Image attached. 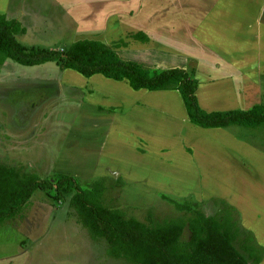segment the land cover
I'll list each match as a JSON object with an SVG mask.
<instances>
[{
    "label": "rangeland",
    "instance_id": "374dc122",
    "mask_svg": "<svg viewBox=\"0 0 264 264\" xmlns=\"http://www.w3.org/2000/svg\"><path fill=\"white\" fill-rule=\"evenodd\" d=\"M177 1L171 6L168 0H137L124 13L108 0H12L9 8L11 18L26 28L17 38L24 46L63 50L80 40H96L122 60L152 71L185 68L206 102L215 97L207 88H218L225 79L233 78L237 85L241 80L242 89L250 83L248 96L259 93L255 79L261 75L245 71L240 60L215 77L208 72L217 64L202 69L199 60L211 64L224 55L257 60L249 50L235 52L238 41L258 38L240 35L242 14L226 10L264 9V0ZM72 8L73 13L64 14ZM173 9L178 17L171 16ZM138 15L142 17L133 25ZM164 28L171 30L162 34ZM260 30L264 34V16ZM139 31L149 42L131 38ZM261 44L264 61V38ZM1 74L8 79L1 81ZM92 80L103 85L97 87L101 91L89 89V79L54 61L34 66L10 61L6 70L0 69V161L54 184L56 175L74 177L85 189L103 180L105 205L143 222L148 211L157 219L189 217L177 203L207 216L230 215L240 230L236 248L249 258L245 249L254 246L264 264V137L258 135L264 134V124L253 128L252 135L238 126L204 129L171 101L173 92L136 91L124 83ZM237 88L241 90L235 85L233 94ZM225 94L216 98L234 96ZM102 101L103 106L98 104ZM117 102L122 104L115 106ZM251 103L258 106V101ZM69 202L70 197L56 200L37 190L19 218L0 224V264H126L108 257L105 243L89 237ZM189 236L185 231L183 239Z\"/></svg>",
    "mask_w": 264,
    "mask_h": 264
},
{
    "label": "trees",
    "instance_id": "16d2710c",
    "mask_svg": "<svg viewBox=\"0 0 264 264\" xmlns=\"http://www.w3.org/2000/svg\"><path fill=\"white\" fill-rule=\"evenodd\" d=\"M26 28L16 19L0 15V66L7 61L34 66L49 61L62 69L73 70L89 78L103 75L115 81H124L133 90H177L184 101L189 120L204 129L240 126L255 128L264 124V105L250 110L206 112L199 104L197 83L180 68L150 70L137 62L124 61L115 51L96 40H80L63 50L24 46L18 41ZM131 37L147 42L144 33ZM40 179L22 166H11L0 161V224L19 218L23 208L37 190L59 200L70 197V209L76 222L96 243L104 242L108 257L126 264H256L262 259L254 246L246 248L249 258L235 246L240 230L232 216H207L201 210L177 203L189 217L157 219L148 211L147 221L126 218L117 208L105 205L103 193L106 184L96 180L90 188H81L74 177L56 175ZM189 238L183 239L184 232Z\"/></svg>",
    "mask_w": 264,
    "mask_h": 264
},
{
    "label": "crops",
    "instance_id": "0c3cea01",
    "mask_svg": "<svg viewBox=\"0 0 264 264\" xmlns=\"http://www.w3.org/2000/svg\"><path fill=\"white\" fill-rule=\"evenodd\" d=\"M11 1L12 0H0V15H5L8 19H15L17 17L12 16V18H11V16H10V8H9V6H11ZM117 1L118 0H108L107 3L109 5L111 3L113 5L118 3L119 6H115V7L116 8L119 7L120 8L119 10L124 13L123 10H125V7H127L128 5H130V3H133V2H135L137 0H131V2H130V0L129 1H124L123 3L121 1H120V3L117 2ZM215 1L217 2V0H215ZM241 1H244V0H241ZM99 2H101V1H99ZM145 2H147V0H145ZM168 2L170 3L171 6H174V5L177 4L178 1L177 0H168ZM169 3H168V5H169ZM121 7H124V9H121ZM110 9L111 8L109 6L107 8V10L109 11ZM215 9H216V7L214 9L212 8L211 10L214 11ZM72 10H73V8L69 12V9H68V12L65 11L64 14H68V13L70 14L72 12ZM116 10H117V12L119 11L118 9H116ZM173 11H174V13L171 16L172 17H178V12H176L174 9H173ZM226 11L230 12L234 16H239V15L242 14V16L239 18V22L242 24V29L241 30L239 28L237 29L240 32L239 33L240 35L250 34V35H253V36L256 35L257 38H258V40L256 42L254 40L253 41H244L243 39H242V42L238 41L237 45L235 46V52L241 51V52L247 53L248 50H249V51H251V53H253V54H255L257 56V60L250 62V61H245L244 58H233V55H228V56L224 55L222 57H219L216 61L212 60L211 64L209 63V60H207L206 58H204L203 61L199 60V62H201L200 63V68L209 66L208 69H210L211 68L210 66L214 65L216 63L217 65L214 68L212 67L210 69L211 71L208 72L212 76L213 75L216 76V75H219V74H226L227 72H230L229 69H230L231 64H233L234 60H240L241 64L243 66H245V68H244L245 71H250V72L254 71L256 74H260L261 75L260 77L258 76L255 79V81H258V85L257 86L260 89V92L256 93V94L254 93L253 95H249L248 96V90H249L248 87L250 88V85H249L250 83L247 84L248 85L247 88L242 89L241 87H243V86L241 85V83H242L241 80H240V82L237 81L238 82V85H237V84H234V83H236V81L235 80L233 81V78H231L232 80L231 79L230 80L225 79V81L221 80V82H220L221 85H219L218 88L213 89L212 86H211V89L209 87L207 88V89H209L208 91H210L209 95L212 94L215 97H214V99H211L210 102H206V100L203 99L202 93L200 94V88H198L197 91H196V95H197V98H198V101H199V104H200L201 108L203 110H205L206 112H216V111H221L222 112V111H230V110H244V111H246V110H250L253 107H255V106H253L254 103H251V102H257V101H258V106L259 105H264V104H262V103H264V91H263V89H261V83L264 80V61L261 58V52H263V51H261V47H262L261 42H262V38H264V34L260 30L261 18L264 16V9H263V7H258L257 5H252V7H248V9L245 12H241V11H236L235 12V11H230V10H226ZM140 13H142V16H143L144 11H140ZM15 14L13 13V15H15ZM142 16L138 15L137 17H135L133 19V21H132L133 25H137ZM16 20H18V19H16ZM130 20L131 19L129 18V22H130ZM172 22L173 21H171V23ZM174 24L176 25L175 22H174ZM184 24H185V22H184ZM213 26L215 27L216 31H218L219 27H217L216 24L213 25ZM176 27L179 30V26H176ZM185 28H187L189 31L191 30L187 26V24L185 25ZM228 28H230V27H228ZM170 30H171V28H168V29L164 28V29H162V34H166V32L169 33ZM141 32L144 33L143 31H139V32H136L135 34L141 33ZM183 32H186V31L184 30ZM144 34H146V33H144ZM259 34H263V35H259ZM147 37H148V35H147ZM216 37H218V36H216ZM188 41L190 42V38L188 39ZM147 42H149V37H148V41ZM147 42H141V43L146 44ZM240 43H242L241 47H239ZM263 50H264V47H263ZM8 62H10V61L5 62V64H3V67H1L0 69L1 70H6V68L8 66ZM202 63H204V64H202ZM172 68L185 69V68H182V67H171L169 69H172ZM162 70H167V69H162ZM7 71H9V70H7ZM71 71H73V70H71ZM215 76H213V77H215ZM6 79H8V76H2V74H1V81H4ZM87 79H89V82L85 83L87 85L86 87H88L89 89L92 88V89H95V90H98V91H101L100 89H101V87H103V85H101L96 80H92V79H103V80H99L100 82H103V83H115V84L124 83L126 86L129 87V85L127 83H125L124 81H122V82L121 81H115V80H112V79H108V78L104 77L103 75H94V76L89 77ZM238 79H240V78H237V80ZM106 80L112 81V82H107ZM249 81H251V80H249ZM124 84H122V85H124ZM117 85H119V84H117ZM235 85L236 86H240L241 90L239 88H237V90L234 91V92H236V94H233L232 91H233V88H234ZM223 86H225L226 89L225 88L223 89ZM97 87H99L100 89L97 88ZM203 87H205V86H203ZM224 90H225V92H224ZM246 90H247V92H246ZM139 91H141V90H139ZM142 91H149V90L143 89ZM109 92H111V91H109ZM162 92H173L171 94V101H173V103H175L177 106L179 104H181V108L184 111V114H185L186 118H188V121H189V117H188V114H187V111H186V108H185V104H184V101H183V98H182L181 94L177 90H175V91L162 90ZM111 93H113V92H111ZM217 93H220V94L226 93L225 95H234V96L217 99L216 98L218 96ZM247 96H248V100L250 102L249 103V107H247V105H248ZM238 97H240L242 99H238ZM102 100H104V99H102ZM112 101H113V99H112ZM104 103H105V101L98 102V104H100L101 106H103ZM135 103H136V101H135ZM145 103H147V102H145ZM121 104H122L121 102H117L115 104V106H120ZM162 106H164V105H162ZM179 107L177 109H179ZM177 109H176V116L175 115L174 116L179 118V113H178ZM171 113H172V110H171ZM231 127H229V128L231 129ZM238 127H240V126H238ZM216 129L217 130L218 129L221 130L222 128H216ZM232 129H237V128L233 127ZM245 129L249 130L248 133L250 135H252V133H255V132L251 131V130H253V128H245ZM232 132H234V130H232ZM257 133L258 132H256V134ZM258 135H259V137L261 139L264 137L263 133L262 134L258 133ZM245 160L246 159H244L243 161H245Z\"/></svg>",
    "mask_w": 264,
    "mask_h": 264
}]
</instances>
